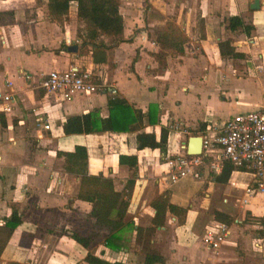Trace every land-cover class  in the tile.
<instances>
[{
  "label": "crops",
  "instance_id": "crops-1",
  "mask_svg": "<svg viewBox=\"0 0 264 264\" xmlns=\"http://www.w3.org/2000/svg\"><path fill=\"white\" fill-rule=\"evenodd\" d=\"M46 1L0 0V88L14 97L9 111L0 110V264H89L83 259L87 251L109 261L145 264L133 237L130 242L125 238L127 226L116 248L104 245L106 229H100L87 246L68 235L74 228L93 229L90 203L76 197L79 175L66 171L63 156L56 154L74 144L85 146L86 172L110 176L115 189L121 188L130 171L118 163L117 154H135L134 187L126 211L132 213L133 225L149 224L155 181L157 193L166 190L170 202L185 207L181 219L165 212L163 225L155 227L150 239L162 261L146 264H264V228L241 217L248 210L256 216L264 211L263 197L245 192L249 173L232 169L218 181L214 179L218 172L203 168L199 176L182 184V178L166 183L160 179L162 155L156 147L137 149L135 131L64 133L61 127L70 114L93 110L106 116L107 99L116 96L139 110L141 129L152 131L155 138L161 123L168 128L176 121L188 127V135L168 128L170 151L186 145L188 137L200 134L205 124L264 106V0H258L255 8L249 6L251 0H120L122 40L109 47L81 42L75 0L68 1L60 22L50 17ZM4 11L11 16L5 17ZM230 15L248 24V32L230 29ZM168 22L185 39L181 52L168 51L159 62L153 55L159 46L151 27ZM223 39L240 55H220L218 41ZM71 43L76 44L74 51L67 49ZM70 64L92 67L115 91L75 93L64 99L37 86L42 73ZM155 102L159 122L149 123L147 106ZM224 106L231 110L219 117ZM37 115L48 122V128L35 124ZM150 181L153 195L145 202L135 188ZM213 209L230 214L232 220L215 219ZM143 214L147 220L141 221ZM11 216L16 221L9 229ZM215 222H222L226 233L220 239L212 233L215 244L211 245L204 235Z\"/></svg>",
  "mask_w": 264,
  "mask_h": 264
},
{
  "label": "trees",
  "instance_id": "trees-1",
  "mask_svg": "<svg viewBox=\"0 0 264 264\" xmlns=\"http://www.w3.org/2000/svg\"><path fill=\"white\" fill-rule=\"evenodd\" d=\"M38 1V0H36ZM69 0H47V12L51 18L60 22L62 14L66 12ZM120 0H75V15L82 25V34L77 33L81 42H88L97 47H109L115 42L122 40L121 29L122 19L118 13V4ZM7 18L11 16L10 11H4ZM228 27L235 29L240 27L244 32H248L250 26L242 22L239 16L230 15L227 17ZM154 41L159 49L153 54L159 62L164 61L165 54L168 51H182L181 43L185 36L171 22L162 26L151 27ZM107 37L108 40H105ZM220 55L238 56L230 45L228 39L218 41ZM108 112L106 116H99L97 112L90 110L81 114H70L64 118L61 123L64 133H88L104 130L115 131H135V146L137 149L142 147H156L161 155L166 151V137L168 128L164 124L159 126L158 138H155L152 131L141 129V113L132 108L123 98L113 96L107 99ZM158 106L155 103H149L147 106L146 120L149 123H157ZM57 155L63 156V167L66 171L79 175V185L76 191V197L86 200L90 203L88 215L93 217V229L81 232L79 229H71L68 235L83 246H87L95 237L100 229H106L104 245L109 248L119 246L117 240L121 239L122 233L127 226L130 231L133 230V240L143 254V263H153L162 261L161 255L152 246L150 241L156 226H161L165 220V212L168 211L181 219L185 212V207L174 204L168 200L166 190L157 193L150 201L149 205L153 208L148 225H133L130 220H125V212L128 206V196L134 183V174L136 168V156L133 153L117 154L118 163H124L131 169V174L124 179L120 189H115L113 179L110 176H104L101 173L86 172V150L83 144H74L71 150H57ZM232 169H237L230 162L225 161L214 179L218 181L225 180ZM213 217L219 221L229 223L232 216L220 210H212ZM264 228V213L259 216ZM16 219L7 220L8 228L11 229ZM83 259L89 264H124L119 260L109 261L103 257L87 251Z\"/></svg>",
  "mask_w": 264,
  "mask_h": 264
},
{
  "label": "built area",
  "instance_id": "built-area-1",
  "mask_svg": "<svg viewBox=\"0 0 264 264\" xmlns=\"http://www.w3.org/2000/svg\"><path fill=\"white\" fill-rule=\"evenodd\" d=\"M64 41L70 42L68 36H64ZM37 86L44 93H54L64 99L75 93L115 91L99 79L97 71L92 67L77 64H70L64 69H49L39 76ZM13 102V93L0 88V110L9 111ZM34 121L43 128L49 126L40 115ZM168 128L185 135L190 133L181 122L173 121L168 124ZM199 135L201 147L197 154H187L185 143L177 145L179 150L169 151L166 148L161 162L164 165L160 174L163 182L172 183L185 176L197 177L203 168L208 172H219L222 164L228 161L237 169L250 174L245 192L259 193L264 199V106L232 113L220 123L205 124ZM212 233L216 239H220L226 233L224 224L215 222L212 228L206 229L204 240L214 245Z\"/></svg>",
  "mask_w": 264,
  "mask_h": 264
},
{
  "label": "rangeland",
  "instance_id": "rangeland-1",
  "mask_svg": "<svg viewBox=\"0 0 264 264\" xmlns=\"http://www.w3.org/2000/svg\"><path fill=\"white\" fill-rule=\"evenodd\" d=\"M231 109L230 108H228V107H226V106H224V108H223V111H222V113L221 114H219V117H224L225 115H226V112H229ZM233 112V111H232ZM231 112V113H232ZM158 163H159V159H155V177H157V174H158V172H159V168L160 167H158ZM128 169H130V168H128ZM131 174V169H130V171L128 172V176ZM191 179V176H185V177H183L182 179H180L179 180V182H180V184H182L185 180L187 181V180H190ZM124 182V181H123ZM123 184V183H122ZM113 185H114V183H113ZM133 187H134V183H133V186H132V188H131V190H130V194H129V196H128V199H129V197H130V195H131V193H132V190H133ZM135 193H137V194H139V197H141V196H143V199H144V201L145 202H148V200L152 197V195H153V185H152V181H150V182H148V183H146L143 187H141V188H139L138 187V185L136 186V188H135ZM157 194V187H156V181H155V195ZM139 202V201H138ZM128 203H129V200H128ZM138 204V203H137ZM138 207V206H137ZM127 208H128V206H127ZM129 210L130 211H132L133 210V207H130L129 208ZM126 211H127V209H126ZM264 212V211H263ZM263 212H262V214H263ZM131 214L132 213H127L126 214V212H125V216H124V219L125 220H130L132 223H133V219H132V217H131ZM261 214V215H262ZM261 215H259V216H261ZM245 217V219H247V220H250V221H258V222H261V220L262 219H260L261 217H259L258 215L256 216V215H252V214H250V211L248 210V211H246V212H243L242 214H241V217ZM139 220H141V221H143V220H147V217H146V215H140L139 216ZM261 223H263V221L261 222ZM132 236V233L130 232V230L128 229V232H126V239H127V241L128 242H130V237ZM131 243H129V245H130Z\"/></svg>",
  "mask_w": 264,
  "mask_h": 264
},
{
  "label": "water",
  "instance_id": "water-1",
  "mask_svg": "<svg viewBox=\"0 0 264 264\" xmlns=\"http://www.w3.org/2000/svg\"><path fill=\"white\" fill-rule=\"evenodd\" d=\"M251 8H255L258 6V0H251L249 4ZM67 49L70 51H74L76 49V44L71 43L67 46ZM201 147V137L199 134L190 135L187 139L185 145V151L187 154H197L200 152Z\"/></svg>",
  "mask_w": 264,
  "mask_h": 264
}]
</instances>
